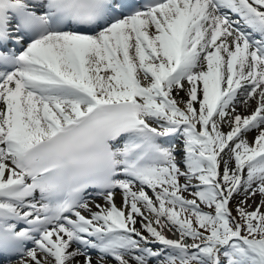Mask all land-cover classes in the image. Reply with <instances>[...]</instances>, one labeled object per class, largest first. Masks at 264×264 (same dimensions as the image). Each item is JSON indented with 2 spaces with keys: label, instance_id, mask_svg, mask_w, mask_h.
Segmentation results:
<instances>
[{
  "label": "snow or ice",
  "instance_id": "6c2138e0",
  "mask_svg": "<svg viewBox=\"0 0 264 264\" xmlns=\"http://www.w3.org/2000/svg\"><path fill=\"white\" fill-rule=\"evenodd\" d=\"M0 264H264V0H0Z\"/></svg>",
  "mask_w": 264,
  "mask_h": 264
},
{
  "label": "bare ground",
  "instance_id": "6f19581e",
  "mask_svg": "<svg viewBox=\"0 0 264 264\" xmlns=\"http://www.w3.org/2000/svg\"><path fill=\"white\" fill-rule=\"evenodd\" d=\"M252 135H254V133H253V134H250V136H249L250 139H251V136H252ZM150 194H151V193H150ZM256 198H257V197H255V200H256V202H257V199H256ZM97 200H98V199H97ZM258 200H259V199H258ZM117 201H118V200H117ZM97 202H98V203H103L101 199H99ZM116 203H117V206L119 207V206H121V204H122V200H119V201L116 202ZM249 203H252V201H249ZM255 206H256L255 204L252 205L253 208H255ZM250 210H252V209H250ZM137 226L139 227V224H138Z\"/></svg>",
  "mask_w": 264,
  "mask_h": 264
},
{
  "label": "rangeland",
  "instance_id": "374dc122",
  "mask_svg": "<svg viewBox=\"0 0 264 264\" xmlns=\"http://www.w3.org/2000/svg\"><path fill=\"white\" fill-rule=\"evenodd\" d=\"M260 199V198H259ZM257 200H258V198H257ZM250 210V209H249ZM172 234V233H171Z\"/></svg>",
  "mask_w": 264,
  "mask_h": 264
}]
</instances>
